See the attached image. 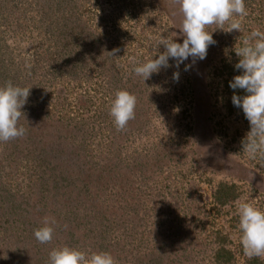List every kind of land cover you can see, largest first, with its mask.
<instances>
[{"label": "rangeland", "instance_id": "obj_1", "mask_svg": "<svg viewBox=\"0 0 264 264\" xmlns=\"http://www.w3.org/2000/svg\"><path fill=\"white\" fill-rule=\"evenodd\" d=\"M245 3L241 32L207 26L215 43L204 60L177 68L170 59L144 81L136 62L162 53L160 39L173 32L183 43L177 0H0V86L32 88L19 125L32 137L41 131L49 149L42 162L34 139L20 138L15 152L12 140L0 142V183L33 202L37 192L65 199L89 185L87 196L75 190L74 227L55 217L50 243L0 230V264H49L62 246L109 252L116 264H217L222 243L232 264H264L244 253L236 204L264 210V158L243 153L250 123L222 99L225 65L239 58L244 37L264 32V0ZM119 90L137 105L114 132L109 112ZM221 183L236 187L226 207L214 199Z\"/></svg>", "mask_w": 264, "mask_h": 264}, {"label": "clouds", "instance_id": "obj_2", "mask_svg": "<svg viewBox=\"0 0 264 264\" xmlns=\"http://www.w3.org/2000/svg\"><path fill=\"white\" fill-rule=\"evenodd\" d=\"M183 16L181 32L184 36L183 43L174 41L176 33L167 38H161L160 46L164 51L154 59L143 63L136 62L133 71L136 76L148 80L152 74L159 73L162 68L171 67L169 60H175L179 68L190 57L204 60L207 50L214 44L213 33L207 31V26L218 25L223 29L228 25L233 30L242 31L241 21L248 15L245 0H177ZM114 50L112 55L115 56ZM240 58L234 65L241 71L229 82V87L234 90H244L247 94L239 96L234 94L232 103L241 108L245 118L250 123V131L242 140L243 153L255 159L257 156L264 158V32L253 30L243 38L242 46L235 51ZM135 62V58H133ZM191 65H185V71ZM180 73L175 72L173 79L178 81ZM32 89V88H31ZM30 88L14 85L11 81L0 86V142L23 137L26 129L19 125L21 111L27 103ZM137 97L126 91L119 90L115 93L109 115L117 130L126 127L129 121L135 118ZM178 111V109H177ZM239 215V229L242 232L241 245L248 257L264 256V210L255 207L243 199L236 201ZM56 220L45 217L43 227L34 231L35 239L41 244H48L54 238ZM49 264H116L114 257L109 252L87 253L70 246L53 249L49 253Z\"/></svg>", "mask_w": 264, "mask_h": 264}, {"label": "trees", "instance_id": "obj_3", "mask_svg": "<svg viewBox=\"0 0 264 264\" xmlns=\"http://www.w3.org/2000/svg\"><path fill=\"white\" fill-rule=\"evenodd\" d=\"M236 56V55H235ZM239 62V58H237L233 63L230 61V63H227L225 65L226 74H224V96H222L227 111H229L230 114L237 113L240 116V119L248 124L249 121L245 118V115L243 113V110L241 108H237L232 103V97L234 94L239 96H244L247 93L244 90H232L229 87V82L233 80V78L237 75H241L242 72L235 69L234 65ZM222 83V84H223ZM117 89V87H114ZM114 123V122H112ZM25 125L23 124V127ZM115 125H113V128L115 132ZM26 129V127H24ZM117 129V128H116ZM27 131V130H26ZM41 131L37 134V136L32 137V135L26 133L23 137H19L16 139H13L11 142L14 143V146L11 145L13 152L19 148V146L16 147V141H20V138H23L21 142H25V139L27 140H35V142H38V145L36 148L38 149V157L43 158L42 156L45 155V159H48V150L46 147L43 146V144H46L45 138L46 136H43L40 134ZM114 134V133H113ZM113 140V139H112ZM112 140L109 142V146L112 144ZM18 145V143H17ZM42 161V159H40ZM44 161V160H43ZM42 161V162H43ZM117 168L114 170L116 171ZM89 185L85 183L84 186L80 187L79 185L76 186L74 189H70V193L64 192L65 199H62L59 197V193H56L55 197L53 199H46L42 198L44 197L43 191L37 192L38 199L36 201H32V197L30 196L27 198L25 196L26 193L21 194L17 192L11 191L9 188L4 187L3 184L0 183V230L4 231L5 233H8L9 230L14 229L15 231H18L19 233H15L13 236L16 239L26 238L27 236H30L31 238L34 237V231L37 230L39 225L41 224L43 227V220L45 217L49 218H55V217H61L63 219V222H69L70 227H74V221L76 217L75 215V209L74 205L75 203V190L80 188V193L87 196L88 194L85 193L89 190ZM36 189V187H35ZM235 189L236 187L234 185L228 184V183H221L217 189V191L214 193V199L215 202L220 205L221 207H226L230 202L236 199L235 195ZM50 192H52V189H50ZM63 194V195H64ZM78 194V193H77ZM30 195V193L28 194ZM83 203H85L86 199L85 197L82 198ZM78 201L80 199L78 198ZM74 210V212H73ZM56 220V219H55ZM57 221V220H56ZM68 224V225H69ZM57 225H55V229H59ZM71 229V228H70ZM68 229L67 231L69 233L72 232V230ZM10 236H6L4 238V242L7 238ZM224 242V241H223ZM7 244V242H6ZM6 247L2 249L1 253H5ZM8 253V251H7ZM17 254L20 255V251L17 252ZM22 255V254H21ZM235 254L232 250H230L226 245H223L222 247H219L218 251H216L215 254V261L217 264H232V262L235 260ZM11 257H14V254H12ZM17 261V260H16ZM18 262V261H17Z\"/></svg>", "mask_w": 264, "mask_h": 264}]
</instances>
